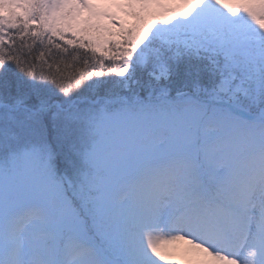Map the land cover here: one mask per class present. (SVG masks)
Wrapping results in <instances>:
<instances>
[{"label": "snow or ice", "instance_id": "snow-or-ice-1", "mask_svg": "<svg viewBox=\"0 0 264 264\" xmlns=\"http://www.w3.org/2000/svg\"><path fill=\"white\" fill-rule=\"evenodd\" d=\"M0 264H264V0H0Z\"/></svg>", "mask_w": 264, "mask_h": 264}]
</instances>
